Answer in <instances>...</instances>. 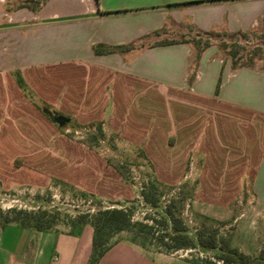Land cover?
<instances>
[{"label": "crops", "instance_id": "0c3cea01", "mask_svg": "<svg viewBox=\"0 0 264 264\" xmlns=\"http://www.w3.org/2000/svg\"><path fill=\"white\" fill-rule=\"evenodd\" d=\"M185 1L193 0H0V112L16 111L20 125L32 122L33 112L39 120L34 105L25 99L30 92L38 104L48 105L44 110L48 117L60 114L68 122L74 119L84 124L104 119L111 97L107 116L112 127L115 121L122 123L125 113L136 117L139 112L148 120L145 128L152 131L154 93L167 98L183 94L195 103L208 102L204 106L208 135H179L177 143L185 151L195 140L208 144L207 174L212 190L239 191L246 186L252 193V208L235 218L229 243L256 257L264 254V70L251 66L232 69L208 47L198 58V67L201 63L207 67L197 69L189 81L191 42L162 41L185 38L188 27L203 33L252 31L264 22V0L175 5ZM128 44L133 48L123 52L96 54L93 50L96 45ZM15 73L24 81L26 92L17 85ZM127 98L131 109L126 107ZM237 128H241L242 140ZM34 131L30 137L0 139V144L51 142L39 128ZM235 142L242 151L238 156L229 147ZM198 151L202 152L200 146ZM253 214L259 216L258 228L242 248L237 235L243 228L238 224L242 219L250 221ZM91 241L89 225L37 230L8 221L0 224V264H88ZM95 264L195 263L119 241Z\"/></svg>", "mask_w": 264, "mask_h": 264}, {"label": "rangeland", "instance_id": "374dc122", "mask_svg": "<svg viewBox=\"0 0 264 264\" xmlns=\"http://www.w3.org/2000/svg\"><path fill=\"white\" fill-rule=\"evenodd\" d=\"M245 34H205L188 27L185 38L193 39L188 79L194 78L197 69L203 71L207 67V63L198 67L199 59H193L204 41L208 42L206 48L211 47L210 51L232 69L249 65L264 70V22ZM8 64V68L14 69L12 63ZM12 86L9 84L10 90ZM154 94L152 131L145 128L148 120L141 118L139 112H135L136 117L125 113L122 123L115 121L116 126L112 127L107 116L111 113V97L104 119L84 124L72 119L63 126L57 125L44 111L48 105L38 104L30 92H26L25 99L34 105L39 120L33 112V121L20 125V120L15 119L16 111L0 112V139L26 137L38 128L42 136L51 138L50 143L0 144V224L6 218L18 216L29 222L43 215L52 221V228L61 230L76 215L106 207H125L131 210L133 221L154 224L152 232L160 235L165 232L162 211L171 202V209L189 234L203 229L229 239L235 218L252 208V193L246 186L239 191L212 190L214 186L209 184L207 174L208 144L195 140L194 144L185 146L188 148L185 151L184 145L177 143L179 135H208V113L204 111L208 102L195 103L183 94L169 98ZM126 101V107L131 109L130 98ZM240 132L241 128H237V137L242 140ZM231 145L232 155L238 156L242 152L240 143ZM155 195L158 201L153 206L149 200ZM257 217L253 214L250 221H239L243 231L237 236L242 248L258 228ZM119 241H129L149 253L194 263L204 259L215 261L217 254L215 250L199 247L164 251L154 241L134 239L132 231H121L109 238V243ZM259 255L264 261V254Z\"/></svg>", "mask_w": 264, "mask_h": 264}, {"label": "trees", "instance_id": "16d2710c", "mask_svg": "<svg viewBox=\"0 0 264 264\" xmlns=\"http://www.w3.org/2000/svg\"><path fill=\"white\" fill-rule=\"evenodd\" d=\"M203 1L206 0L185 1L181 3H175V5L192 4ZM204 33L217 34L215 32ZM232 34L246 35L245 33L241 32ZM191 41H193V39H169L162 41V44L185 43ZM207 46L208 42L206 41H204L201 46L199 45V49L197 50L194 59H198L200 53ZM132 48L133 46L131 44L105 48H101V45H96L93 50L96 54H100L107 52H123ZM15 79L17 85L24 92H26V85L18 73H15ZM191 80L192 79L190 78L189 81ZM218 86L219 83L216 85V91ZM97 127L99 128V126ZM93 137L96 138L97 135L95 134ZM157 201L158 197L156 195L149 200L153 206L157 205ZM171 206V202H168V205H166L162 211V224L165 226V232L161 233L160 235H154L152 232L155 226L154 224H149L143 221H133L131 210L125 207H106L96 210L91 214L85 213L82 215H76L74 219L70 221L69 227L72 229L80 228L83 225H89L92 227L91 253L88 264H95L109 248L117 243H109V238L111 235L121 231H132L134 233V239L140 237L144 240L154 241L157 244V247L162 248L164 251H176L179 249H192L199 247L204 250H215L217 252L215 255V261L204 259L197 261L195 264H218V261H221L222 264H264L261 255L251 257L242 253L237 248L230 246L229 239L218 237L215 231H204L202 229L197 230L193 235L189 234L186 230V227L181 225L182 221L180 217L174 213V211L171 209ZM49 220L50 219H44V216L41 215L28 222L20 220L17 216L12 219L6 218L5 222L18 221L22 224H29L37 230H45L52 228L53 223L51 220Z\"/></svg>", "mask_w": 264, "mask_h": 264}, {"label": "water", "instance_id": "95a60500", "mask_svg": "<svg viewBox=\"0 0 264 264\" xmlns=\"http://www.w3.org/2000/svg\"><path fill=\"white\" fill-rule=\"evenodd\" d=\"M49 118L59 126H63L68 122V118L60 114L50 113Z\"/></svg>", "mask_w": 264, "mask_h": 264}]
</instances>
